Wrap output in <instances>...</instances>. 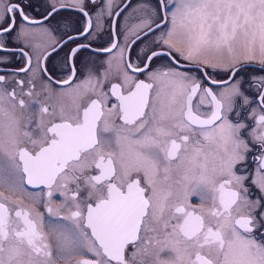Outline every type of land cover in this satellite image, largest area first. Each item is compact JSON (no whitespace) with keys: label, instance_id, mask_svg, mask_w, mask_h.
Wrapping results in <instances>:
<instances>
[{"label":"snow or ice","instance_id":"obj_1","mask_svg":"<svg viewBox=\"0 0 264 264\" xmlns=\"http://www.w3.org/2000/svg\"><path fill=\"white\" fill-rule=\"evenodd\" d=\"M129 7L0 0V264H264V0Z\"/></svg>","mask_w":264,"mask_h":264},{"label":"flooded vegetation","instance_id":"obj_2","mask_svg":"<svg viewBox=\"0 0 264 264\" xmlns=\"http://www.w3.org/2000/svg\"><path fill=\"white\" fill-rule=\"evenodd\" d=\"M35 2V0H34ZM119 2V0H118ZM126 4H130V7L126 12H124V16H128V14L132 11L133 8H136L137 6V0H125ZM124 5H121V8H123ZM39 11V10H37ZM32 15V13H29ZM124 16L119 17L121 22L124 20ZM61 17L68 19L69 21L73 22V27H78L81 23V14L78 12V10L73 9L71 7H66L62 9L59 13V15L56 17L57 20H60ZM37 19H40L39 16L36 17ZM52 26H55L54 23ZM32 27V26H29ZM159 35V33H157ZM34 42L37 43H44L45 42V37H43L40 34H36L34 37H32ZM134 39V37H133ZM81 42H85L81 40ZM143 47V41L138 42L135 45V48L132 50V55L134 56L136 53V50L139 48ZM50 50V49H49ZM67 48H64L63 50H57L56 53H53L50 59L47 61V68L50 70L51 73H53L57 78L61 76V63L63 61V58L65 56V53L67 52ZM104 54L101 53V56ZM159 63V61H158ZM19 66H24V61L20 60L19 56L15 58V62L9 67V68H4L0 67V74H4L5 72H10L12 71L13 68L19 67ZM18 77L23 79L24 74L19 73ZM11 79V77H10ZM41 87V83L37 81V90H39ZM48 103L51 107H56L59 108L60 104L63 103L66 106V110H69L67 106L71 104V101L69 98L64 97L62 100L53 97L52 99L48 100ZM42 191V186L33 188L31 185H24L23 190H17L15 192H10L9 189L6 186L0 185V192H3L5 196H11L12 201L15 203H9L8 201H5V203H8L9 207L15 208L16 205L18 204L21 208L31 210L34 207H36L37 201L41 198L40 193ZM63 198L59 196L58 193H55L53 196V200L55 203H59ZM197 206L199 205L198 201H193ZM42 210V209H41ZM69 223V222H65ZM45 231L47 232V225L45 226ZM90 255V254H89ZM83 258L80 255H74L71 256L68 259V264H77V261ZM58 264H64V261H58Z\"/></svg>","mask_w":264,"mask_h":264}]
</instances>
